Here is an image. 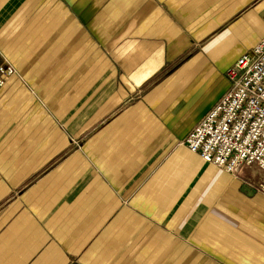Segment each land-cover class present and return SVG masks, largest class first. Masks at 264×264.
<instances>
[{"label": "crops", "instance_id": "obj_1", "mask_svg": "<svg viewBox=\"0 0 264 264\" xmlns=\"http://www.w3.org/2000/svg\"><path fill=\"white\" fill-rule=\"evenodd\" d=\"M264 36V0H0V264H264V168L183 144Z\"/></svg>", "mask_w": 264, "mask_h": 264}, {"label": "built area", "instance_id": "obj_2", "mask_svg": "<svg viewBox=\"0 0 264 264\" xmlns=\"http://www.w3.org/2000/svg\"><path fill=\"white\" fill-rule=\"evenodd\" d=\"M15 74L16 68L0 49V89ZM225 75L228 89L189 130L183 144L204 161L237 176L246 165L264 168V36Z\"/></svg>", "mask_w": 264, "mask_h": 264}]
</instances>
